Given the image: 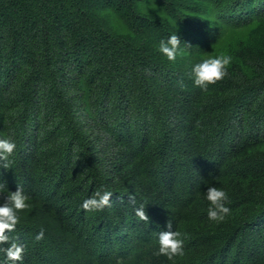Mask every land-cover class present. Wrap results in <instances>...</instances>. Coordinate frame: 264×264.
<instances>
[{"label":"trees","instance_id":"trees-1","mask_svg":"<svg viewBox=\"0 0 264 264\" xmlns=\"http://www.w3.org/2000/svg\"><path fill=\"white\" fill-rule=\"evenodd\" d=\"M175 32L169 61L158 45ZM216 55L225 75L194 85ZM5 137L0 202L28 197L0 244L23 246L17 264H264V0H0ZM212 183L231 209L218 223ZM101 190L109 206L81 208ZM169 222L174 260L156 255Z\"/></svg>","mask_w":264,"mask_h":264},{"label":"clouds","instance_id":"clouds-1","mask_svg":"<svg viewBox=\"0 0 264 264\" xmlns=\"http://www.w3.org/2000/svg\"><path fill=\"white\" fill-rule=\"evenodd\" d=\"M176 23V22H175ZM158 50L167 60L174 61L178 52L181 50V39L177 32L170 34L166 39L162 38L159 41ZM228 56H208L200 62L195 63L191 67V76L194 85L200 88H207L209 84L220 80L226 72V65L229 63ZM16 143L13 139L5 137L0 138V161L3 163L0 166L8 168L10 166L9 157L14 153ZM3 186H0L2 191ZM113 193L109 190L96 191L92 195L83 199L81 208L85 211H100L110 205V196ZM131 199V197H129ZM204 199L208 202L207 218L210 221L221 222L226 215L231 211L228 207V193L216 184L207 185L204 191ZM28 207V197L22 188L17 187L15 191H7L5 199L0 202V244L9 240L8 232L15 229L19 216L18 212ZM136 214L141 220H148L144 208H137ZM167 231H161L157 235L158 248L156 255H163L168 260H174L175 257L183 255L184 240L181 238V233L172 230V224H167ZM7 230V231H6ZM44 230L38 231L34 239L40 241L44 238ZM0 252L3 253V258L0 259V264H17L22 262L23 246L12 242L6 248L0 247Z\"/></svg>","mask_w":264,"mask_h":264}]
</instances>
